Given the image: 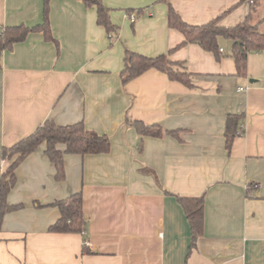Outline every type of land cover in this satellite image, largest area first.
<instances>
[{"label": "crops", "instance_id": "1", "mask_svg": "<svg viewBox=\"0 0 264 264\" xmlns=\"http://www.w3.org/2000/svg\"><path fill=\"white\" fill-rule=\"evenodd\" d=\"M100 1L116 31L97 23L95 5L50 0L54 40L32 31L1 54L0 176L3 148L46 120L82 121L106 134L110 148L65 154L62 180L44 144L19 163L7 202L23 207L2 220L0 264H264V50L248 54L240 76L231 40L219 39V59L197 44L174 49L183 35L167 23L170 4L189 24L248 18L264 34V0ZM42 19L43 0H0V26ZM126 49L184 61L195 87L154 68L123 83ZM228 114L242 115L230 151ZM135 120L158 123L164 133L140 135ZM78 191L84 233L48 231L59 217L50 204ZM200 195L202 233L192 244L177 196Z\"/></svg>", "mask_w": 264, "mask_h": 264}, {"label": "trees", "instance_id": "2", "mask_svg": "<svg viewBox=\"0 0 264 264\" xmlns=\"http://www.w3.org/2000/svg\"><path fill=\"white\" fill-rule=\"evenodd\" d=\"M49 1L43 0L41 23L34 26L24 24L0 26V59L4 50L11 49L14 43L23 40L29 32L39 31L43 33L46 40H54L48 21ZM82 1L86 6H96L97 23L103 26L107 33L116 31L117 27L110 20L108 8L100 0ZM256 2L257 0H253L251 6H255ZM218 21L219 17L200 25L189 24L181 19L170 4L167 7L168 26L177 29L183 35L182 41L174 49L186 44H197L219 59L224 55L219 50V39L231 40L232 49L228 55L235 61L236 73L240 76L245 75L248 54L251 51L264 50V34L259 31L257 24L250 23L248 18L234 26H223ZM151 68L163 72L169 80L177 81L187 88L195 87L193 75L187 70L184 61L171 60L167 54L152 57L128 49L124 53V67L120 72L121 81L125 83ZM241 120V114L226 116L224 138L228 151L231 149L234 138L241 133ZM132 126L140 135L160 137L164 133L158 123L147 125L140 120H135ZM169 133L175 135L173 131H169ZM41 144H44V153L54 166L56 180H62L65 176V154H98L107 152L110 148V140L106 134H99L88 129L82 121L59 125L52 120H46L26 137L9 147H4L2 156L6 159L7 165L0 176V227L7 213L20 210L23 207L21 203L10 204L7 202V195L16 184L15 170L19 163ZM177 200L188 219L192 244H194L195 239L202 233L203 195L197 197L177 196ZM50 205L58 208L59 217L48 226V231L83 232L86 216L80 191L55 200Z\"/></svg>", "mask_w": 264, "mask_h": 264}, {"label": "built area", "instance_id": "3", "mask_svg": "<svg viewBox=\"0 0 264 264\" xmlns=\"http://www.w3.org/2000/svg\"><path fill=\"white\" fill-rule=\"evenodd\" d=\"M248 2H249L250 4H252V3H253V0H248ZM128 17L130 18L131 21H134L135 18H136V14H135L134 12H129V13H128ZM219 50L222 51L221 48H219ZM83 233H84V232H83ZM86 243H87V242H86Z\"/></svg>", "mask_w": 264, "mask_h": 264}]
</instances>
